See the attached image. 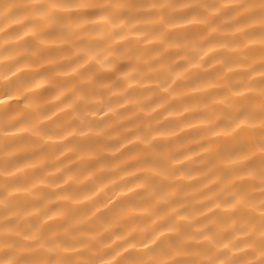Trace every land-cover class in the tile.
<instances>
[{
	"label": "clouds",
	"instance_id": "clouds-1",
	"mask_svg": "<svg viewBox=\"0 0 264 264\" xmlns=\"http://www.w3.org/2000/svg\"><path fill=\"white\" fill-rule=\"evenodd\" d=\"M0 264H264V0H0Z\"/></svg>",
	"mask_w": 264,
	"mask_h": 264
}]
</instances>
